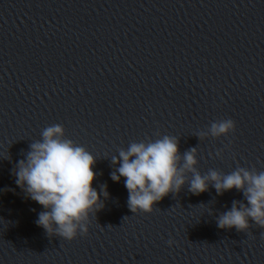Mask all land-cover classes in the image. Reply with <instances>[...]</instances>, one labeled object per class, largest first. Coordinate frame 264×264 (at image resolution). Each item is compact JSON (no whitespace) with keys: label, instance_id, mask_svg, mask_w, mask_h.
Wrapping results in <instances>:
<instances>
[{"label":"water","instance_id":"1","mask_svg":"<svg viewBox=\"0 0 264 264\" xmlns=\"http://www.w3.org/2000/svg\"><path fill=\"white\" fill-rule=\"evenodd\" d=\"M228 118L234 133L197 137L211 122ZM158 133L177 137L181 155L197 148L202 175L237 167L264 171V0L141 1L120 148ZM128 195L122 177L117 264H264V229L217 226L233 200L247 203L242 192L218 195L210 184L194 195L186 184L141 215L129 209Z\"/></svg>","mask_w":264,"mask_h":264},{"label":"clouds","instance_id":"2","mask_svg":"<svg viewBox=\"0 0 264 264\" xmlns=\"http://www.w3.org/2000/svg\"><path fill=\"white\" fill-rule=\"evenodd\" d=\"M235 130L234 120L221 119L211 122L197 137L218 139ZM157 135L155 140L133 141L127 148H120L118 156L111 157L112 165L119 166L110 178L114 182L124 178L132 213L151 214L157 202L169 193H179L186 184L194 195L208 191L211 184L218 195L236 189L247 201L233 200L230 210L219 214L216 222L220 229L249 233L253 224L264 229V171L237 167L227 174L210 169L202 175L197 168V148L181 155L177 137ZM216 156L222 158L221 151ZM95 163L96 157L86 147L66 138L65 128L59 123L45 127L41 139L32 142L25 159L17 163L15 183L26 197L43 207L36 224L50 237L72 241L88 235L90 217L96 216L109 198L106 184L99 192L92 186L97 175ZM261 236L264 238V233ZM167 243L172 246L174 241Z\"/></svg>","mask_w":264,"mask_h":264}]
</instances>
